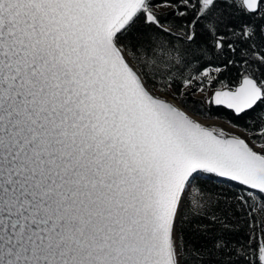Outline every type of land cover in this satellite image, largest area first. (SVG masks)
<instances>
[{
	"label": "snow or ice",
	"instance_id": "1",
	"mask_svg": "<svg viewBox=\"0 0 264 264\" xmlns=\"http://www.w3.org/2000/svg\"><path fill=\"white\" fill-rule=\"evenodd\" d=\"M0 264H264V0H0Z\"/></svg>",
	"mask_w": 264,
	"mask_h": 264
},
{
	"label": "trees",
	"instance_id": "2",
	"mask_svg": "<svg viewBox=\"0 0 264 264\" xmlns=\"http://www.w3.org/2000/svg\"><path fill=\"white\" fill-rule=\"evenodd\" d=\"M161 11H167V9L162 8ZM194 99L199 100V99H201V97L197 96ZM216 115L219 116L223 120L224 119L228 120V119L231 118V114L229 112H227V110H222V111L216 113ZM234 122L238 123V124H241V125L244 123V121H234Z\"/></svg>",
	"mask_w": 264,
	"mask_h": 264
},
{
	"label": "rangeland",
	"instance_id": "3",
	"mask_svg": "<svg viewBox=\"0 0 264 264\" xmlns=\"http://www.w3.org/2000/svg\"><path fill=\"white\" fill-rule=\"evenodd\" d=\"M199 97V96H198ZM196 119H199V117H194ZM202 123H209V124H216L218 127H222L225 130H229V126L227 124V120L219 119V120H214V121H201Z\"/></svg>",
	"mask_w": 264,
	"mask_h": 264
}]
</instances>
